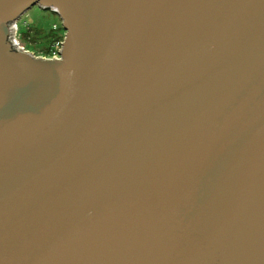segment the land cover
<instances>
[{"label":"water","instance_id":"water-1","mask_svg":"<svg viewBox=\"0 0 264 264\" xmlns=\"http://www.w3.org/2000/svg\"><path fill=\"white\" fill-rule=\"evenodd\" d=\"M0 264H264V0H0Z\"/></svg>","mask_w":264,"mask_h":264},{"label":"rangeland","instance_id":"rangeland-1","mask_svg":"<svg viewBox=\"0 0 264 264\" xmlns=\"http://www.w3.org/2000/svg\"><path fill=\"white\" fill-rule=\"evenodd\" d=\"M18 42L30 53L48 57L55 42L64 38L62 23L57 14L33 6L18 20Z\"/></svg>","mask_w":264,"mask_h":264},{"label":"built area","instance_id":"built-area-1","mask_svg":"<svg viewBox=\"0 0 264 264\" xmlns=\"http://www.w3.org/2000/svg\"><path fill=\"white\" fill-rule=\"evenodd\" d=\"M11 28H12V32H11V41L12 43L15 44V47L21 51V52H27L21 45L20 43L18 42V28H17V21L13 22L11 25ZM62 41L60 42H55L51 48V51H50V54L48 57H40V58H44V59H48V60H59L60 58V54L58 53L59 50L61 49V44ZM27 53H30V52H27ZM32 54L34 57H39V56H35L33 53H30ZM53 58V59H52Z\"/></svg>","mask_w":264,"mask_h":264}]
</instances>
